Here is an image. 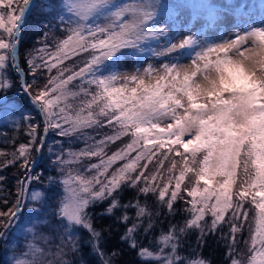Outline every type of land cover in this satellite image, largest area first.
Here are the masks:
<instances>
[{
	"label": "snow or ice",
	"instance_id": "1",
	"mask_svg": "<svg viewBox=\"0 0 264 264\" xmlns=\"http://www.w3.org/2000/svg\"><path fill=\"white\" fill-rule=\"evenodd\" d=\"M37 7L34 0H0V114L11 117L16 127L20 119H32L22 102L9 107L7 92L12 81L6 71L11 66L19 77L17 96L27 98L44 124L45 135L37 143L38 125L28 123L26 135L30 139L17 149L24 160L22 167H35L37 161L28 157L33 150L42 151L49 131L61 139L82 140L85 145L78 151L52 152L61 176L58 182L63 185L53 217L59 218L63 233L57 245L59 259L48 264H72L63 257L67 255L65 248L70 246L72 252L79 249L76 227L87 230L101 264H111V256L100 244L102 232L94 227L89 211L104 201L110 202L101 215H111L120 208L136 209L135 219L121 239L138 248L135 233L145 216L149 217L145 233L153 227L151 213L138 200L121 204L118 193L125 186L138 187L141 183L140 193L156 194L169 211L178 199L185 198L190 214L183 226L171 225L161 233L155 252L139 248L143 261L210 264L203 258L177 255L180 235L199 229L202 238L205 217L210 215V232L222 224L229 227L225 239L230 241V264H264V0L258 5L254 0H225L224 5L212 0H61L59 5L49 4L41 21L46 29L45 39L39 41L43 46L27 58L32 76L29 83L18 62V46L27 17ZM185 9L193 16L204 14L210 23L224 15L236 16L243 28L233 25L238 28L231 34L234 38L220 37L222 42L209 41L202 33L190 30L174 42L168 21ZM53 31L65 34L55 42L54 50L47 40ZM249 42L254 47L249 48ZM82 54L87 56L82 66H64L65 61ZM148 54L149 60L168 59L160 68L149 62L130 75L120 71L122 58L132 57L139 64ZM184 59L190 60L187 66L182 63ZM53 69L56 75H51ZM38 70L49 73L46 83H37ZM77 80L75 88H70ZM79 97L82 99L77 105L69 103ZM17 112L20 119L15 118ZM105 126L112 130L110 135L99 140L88 135V129ZM122 137H130L129 142L108 155L107 146ZM170 153L174 154L170 167L163 173ZM157 157L163 159L158 160L156 171L146 174L149 163ZM93 158L96 163L90 162ZM84 160L89 163L83 171L69 167ZM141 161L145 163L141 165ZM118 162L123 163L116 166ZM40 175L29 174L27 180H39ZM53 180L49 177L50 182ZM42 195L33 191L30 198L37 201ZM246 203L255 209L251 221ZM130 219L127 211L117 217L121 223ZM246 222L249 239L244 243L248 250L237 258L233 255L236 234ZM26 224L30 225L27 233L34 239L49 240L38 232L49 224L46 214L27 202L22 182L16 202L7 211H0V241L8 242L6 248L18 243L16 233H23ZM27 247L44 255L32 243ZM14 264L44 261L15 259Z\"/></svg>",
	"mask_w": 264,
	"mask_h": 264
},
{
	"label": "trees",
	"instance_id": "2",
	"mask_svg": "<svg viewBox=\"0 0 264 264\" xmlns=\"http://www.w3.org/2000/svg\"><path fill=\"white\" fill-rule=\"evenodd\" d=\"M22 3V0H20ZM38 5L31 11V14L27 17L24 28L22 30V36L18 46V62L20 68L25 74V78L29 83H32V76L28 74L27 58L29 53H32L35 49L42 47V43L45 39L44 33L46 29L41 26L47 15L45 9L49 4L59 5L61 0H34ZM2 34V30H0ZM64 33L60 31H53L47 38L49 45L53 46L57 40L64 38ZM43 55V54H42ZM87 58L86 54H82L79 57H72L70 60L64 62L65 67L76 65L82 66L81 61ZM6 75L12 81V87L8 90L7 96L9 100V107L13 105L23 103L26 111H28L32 117L30 121L20 119V113H15V118L20 119L19 126L16 127L12 123V118H5L0 114V211H7L12 204L16 202L17 196L20 192L22 182H25L26 188V200L34 208H41L44 210L49 224L47 227L38 229L39 233H43L49 237L48 241L41 240L39 238H33L31 233H27V228L30 225H24V231L16 233V240L18 243L11 244L6 248V241H0V264H14L15 259L24 261H31L33 259L43 260L44 264H48L49 261L58 260L57 245L61 243L60 234L63 233V229L59 227L60 221L58 217H53L58 200L63 196V185L58 181L61 179L60 172L57 166L53 164L55 157L52 152H61L62 150L71 149L78 151L83 148L84 142L78 139L69 140L65 137L63 139L56 136L55 131H49L45 139L43 149L40 152L32 151L28 157L29 160L35 159L37 164L35 167L25 168L22 167L24 160L19 158L17 149L20 144L28 143L30 137L26 135L28 131V123L38 125L37 129V143H39V137H43L44 124L40 114L31 106L26 97H18L17 90L19 88V77L16 75L15 70L9 66L6 71ZM49 73L47 70L37 71L38 84L46 83ZM51 75H56V69H53ZM67 75V74H66ZM79 81H74L69 85L70 88H75ZM82 97L71 99L69 103L73 106L79 103ZM111 129L105 126L100 129H88V135L95 137V139H101L105 134L110 135ZM130 137H122L114 144L107 146L106 152L111 155L117 148L127 144ZM92 143V141H88ZM51 148V151H50ZM182 150V149H181ZM14 153L16 154L14 156ZM135 155V153H133ZM174 154H169V159L164 160L162 172L166 173L168 167H170L171 157ZM159 159L163 157L154 158L153 162L149 163L146 174H151L156 171V165ZM177 160L179 158L177 157ZM91 163H96V158H93ZM89 163L88 160H84L80 164L70 165L71 168H79L83 171L84 166ZM118 162L116 166H119ZM145 161H141L143 165ZM178 172L179 169H176ZM36 177L37 174H41L39 180L31 179L27 180L28 175ZM87 175H90L88 173ZM49 177H54L55 180L49 181ZM187 182V181H185ZM159 183V180L157 181ZM141 183L138 187L125 186L123 191L118 193L121 204L134 203L137 200L143 205H147L149 212L151 213V221L153 227L145 233L144 229L148 226L149 217L143 218L142 226L135 233V238L138 243V248H132L129 246L127 240H122L121 236L124 235L127 227L131 225L136 216V209L129 207L127 209L120 208L114 210L111 215L104 214L105 209L108 207L110 201H104L91 207L89 211L93 214V224L97 230L102 232L103 239L100 244L106 255L111 256V264H153L151 261H143L138 256L139 248L147 247L155 252L159 245L157 238L162 232H167L171 225H177L181 227L185 221L190 218V214L186 211L188 207L185 203V198L178 199L172 211H169L167 207L161 204L157 195L153 193L141 194L139 187H142ZM33 191H40L43 195L40 200L32 201L31 193ZM50 197V199H49ZM7 202V203H6ZM245 207L249 210V221L255 214L254 207L249 204H245ZM125 211L131 218L127 223H121L117 220V217L121 216ZM206 224L204 226L205 235L201 238L199 229H188L185 233L180 235L179 243L177 247V255L186 259L191 258H203L210 264H230V254L228 251L229 240L225 239L229 232L227 224H222L217 227V230L213 233L209 231L208 225L211 223V216L205 217ZM74 234L79 241V249L75 252L69 251V248H65L64 251L67 255L63 257L72 264H101V259L95 254L92 247L91 237L87 230L76 227ZM66 238V237H65ZM249 239V229L247 222L242 232L236 234V257L245 256L247 254L248 245L244 243ZM32 243L35 245V249L43 251L44 255L41 256L40 252L35 250H29L27 245ZM116 252L117 255H112Z\"/></svg>",
	"mask_w": 264,
	"mask_h": 264
},
{
	"label": "rangeland",
	"instance_id": "3",
	"mask_svg": "<svg viewBox=\"0 0 264 264\" xmlns=\"http://www.w3.org/2000/svg\"><path fill=\"white\" fill-rule=\"evenodd\" d=\"M236 2H239V0H236ZM249 2H253V0H249ZM254 2L257 5L259 4V0H254ZM217 4L224 5L225 0H220L219 3ZM255 18L259 20L258 15ZM168 23L170 27L173 29L174 42H179V40L183 39V37L186 34H188L189 30L192 32L202 33L204 37L209 41L216 40L217 42H222V40H219L220 37H222L223 40H227L231 37L232 33L238 30V28L239 29L243 28V22L239 17L232 15H224L221 16L220 19L217 20L216 22L210 23L204 14L193 16L190 9L182 10L178 14V17L175 20H169ZM233 25L238 26V28L233 27ZM153 46H157V45L154 44ZM248 47L252 48L254 47V45H252L251 42H249ZM148 56H150V54L145 56L143 61L139 64H137L132 57L122 58L120 71L122 73L127 72L130 75L134 72L136 67H139L141 70H143V68L146 67L149 62H151L156 68H160V66L163 63H165L168 59V57H162V58H152L151 60H149ZM182 63L185 66H187L190 63V60L184 59ZM130 86H134V85H130ZM162 126H166V125H162ZM237 258H241V256Z\"/></svg>",
	"mask_w": 264,
	"mask_h": 264
}]
</instances>
